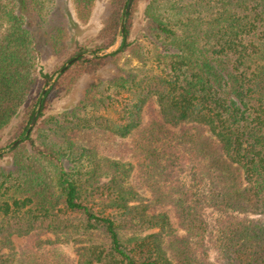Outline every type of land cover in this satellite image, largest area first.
I'll return each instance as SVG.
<instances>
[{
    "label": "trees",
    "instance_id": "trees-1",
    "mask_svg": "<svg viewBox=\"0 0 264 264\" xmlns=\"http://www.w3.org/2000/svg\"><path fill=\"white\" fill-rule=\"evenodd\" d=\"M140 1L125 15L128 0H112L100 42L76 46L93 57L52 82L36 47L64 48L62 1L0 0V139L8 128L7 146L21 140L0 154L10 160L0 162V264H72L60 236L79 246L78 264H264V0H149L134 44ZM94 2L74 0L79 21ZM125 54L135 66L126 60L121 74L90 81L75 107L48 114L64 84ZM152 97L160 115L143 125ZM109 139L131 159H112ZM13 236L28 245L16 252Z\"/></svg>",
    "mask_w": 264,
    "mask_h": 264
},
{
    "label": "rangeland",
    "instance_id": "rangeland-1",
    "mask_svg": "<svg viewBox=\"0 0 264 264\" xmlns=\"http://www.w3.org/2000/svg\"><path fill=\"white\" fill-rule=\"evenodd\" d=\"M61 1L63 4V12L66 16L65 20H69V22H71L70 24L66 23V27H67L66 34L67 35L63 39L64 48L60 52H57L59 50H56L54 47L51 46V44L48 45L45 42L40 43L36 47L38 71L51 74L52 82H55L60 75L66 72L64 71L63 73H60V70L63 69L67 65V63L71 61L72 59H74L75 57L77 56H80V58L93 57V53L91 51H87L84 53L74 55L76 51V46L84 45L88 49L95 47V45L100 42L99 34L101 30L103 29L104 23L108 20L112 12V9H113L112 0H95L94 5L91 9V14H90L88 21L83 23L77 19V9H76L74 0H61ZM148 3H149V0H141L138 4V7L136 8V11H134V14H133V20H134L133 25L134 26H133V31H132L131 38H130V41L133 42L134 44L142 41L141 36L143 35L145 28H146V19L144 17V10L146 6L148 5ZM41 36L45 37V32H43ZM119 41L120 39L117 40L114 46L102 52L100 55L104 56V55H109L111 53L116 52L120 45ZM128 59L131 60L130 55L125 54L123 58L120 57L117 65H112L111 69L107 71H104L102 73L99 72L98 74H96V76L81 75L75 80L74 83L70 85L64 84V86H62L60 91H58L55 97L51 100L50 109H49L48 114L59 113L61 111L70 110L71 108L75 107L77 102L81 99L90 81L94 80L97 76L100 77V79L107 80L108 78H112L113 76H116L118 72L121 74V71H118V69H120L121 64H123ZM136 63H137L136 59L131 60V64H132L131 66H135ZM47 87L49 88V85L45 86L44 90ZM159 115H160V110L157 105L156 99L152 97L149 99L148 103L146 104L145 108L142 111L141 123L143 125L147 124L148 121L150 120V117L152 116L158 117ZM182 126L183 125H176V126H169V127L175 131H178V130H181ZM10 128L13 130L14 127L10 126L9 129ZM7 129L1 135L2 138L0 139V147H3V148L0 150V152L4 151L5 149H8L13 144L12 143L9 146H7L6 144L8 140V135H9V133L6 132ZM94 135L95 136H93L90 140L91 141L90 144L92 146L101 145V140H102L101 137L96 134ZM105 144L113 147V150L109 154V156L112 159H117L120 161H121V158H124L125 161L131 159L129 158L130 154L128 152V149L126 150L127 155H125L126 152H124V149L126 146H121V141L115 142L112 139H109V141H107V143L105 142L103 145ZM122 145H126V144L122 142ZM7 152L9 151L3 152L1 154H5ZM9 161L10 160L6 158V159H2L0 162L7 164ZM143 197H150V194L143 193ZM165 210L167 214L169 215L174 232L178 235H181L182 232L178 226V222L174 216L173 210L171 208H167ZM204 215L209 224H213L217 217L216 213L212 211L211 209H205ZM61 238H62L61 236L56 237V243L58 245L59 254L61 256L68 258L72 264H78V261H79L78 247L79 246L72 242L60 243L59 241ZM11 239H12L16 252L21 251V249L24 246H27L29 243L28 237H25V236H13ZM38 239L42 241H45L47 239L54 240L55 236L49 235V234L40 235L38 236ZM209 260L214 262L213 252L209 254Z\"/></svg>",
    "mask_w": 264,
    "mask_h": 264
},
{
    "label": "water",
    "instance_id": "water-1",
    "mask_svg": "<svg viewBox=\"0 0 264 264\" xmlns=\"http://www.w3.org/2000/svg\"><path fill=\"white\" fill-rule=\"evenodd\" d=\"M132 2H133V0H128L127 6H126V9H125V13H124L125 15L129 12L130 7H131V5H132ZM125 15L123 16V18H125ZM121 31H122V25H121V27H120V32H121ZM119 39H120L119 42H121V38H119ZM79 58H80V56H77V57H75L74 59H72L71 61H69V62L67 63V65H66L63 69L60 70V73H63L64 71H66L67 68H69V67H70L74 62H76ZM47 89H48V87L44 90V92H45ZM40 107H41V101H40V102L38 103V105H37L36 111H35V113H34L32 119H31V122H30V124H29V127H28V129H27V131H26V136H28V135L31 133V131H32V129H33L35 123H36V119H37V115H38V112H39V110H40ZM20 142H21V140L18 139V140L15 141V142H14V143H13L8 149H5L4 151L0 152V154L3 153V152H6V151H10V150H12V149L15 148Z\"/></svg>",
    "mask_w": 264,
    "mask_h": 264
}]
</instances>
